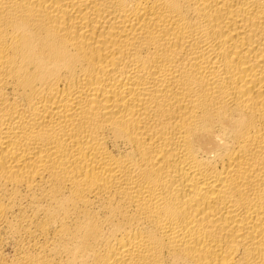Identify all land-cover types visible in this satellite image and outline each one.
Masks as SVG:
<instances>
[{
  "label": "bare ground",
  "instance_id": "obj_1",
  "mask_svg": "<svg viewBox=\"0 0 264 264\" xmlns=\"http://www.w3.org/2000/svg\"><path fill=\"white\" fill-rule=\"evenodd\" d=\"M0 264H264V0H0Z\"/></svg>",
  "mask_w": 264,
  "mask_h": 264
}]
</instances>
